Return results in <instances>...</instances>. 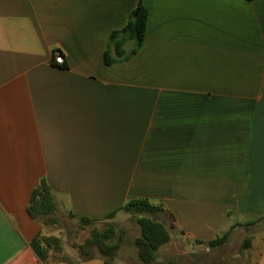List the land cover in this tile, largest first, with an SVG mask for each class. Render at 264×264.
I'll use <instances>...</instances> for the list:
<instances>
[{
    "label": "crops",
    "instance_id": "obj_1",
    "mask_svg": "<svg viewBox=\"0 0 264 264\" xmlns=\"http://www.w3.org/2000/svg\"><path fill=\"white\" fill-rule=\"evenodd\" d=\"M139 3L140 48L105 66ZM41 179L76 217L161 205L157 255L228 233L220 248L248 238L241 264H264V0H0V264H103L37 258Z\"/></svg>",
    "mask_w": 264,
    "mask_h": 264
},
{
    "label": "trees",
    "instance_id": "obj_2",
    "mask_svg": "<svg viewBox=\"0 0 264 264\" xmlns=\"http://www.w3.org/2000/svg\"><path fill=\"white\" fill-rule=\"evenodd\" d=\"M252 1V0H245ZM138 10L137 15L133 14ZM147 11L139 3L131 14L126 25L110 34L109 42L102 60L105 66H111L122 62L133 56L140 48L145 35ZM129 44V50L126 46ZM125 214L130 215L131 219L139 228V235L133 240L132 246L135 250L136 260L140 264H175L168 260H159L158 250L171 241L170 225L165 222L167 213L159 204L151 203L147 199H133L127 201L120 209ZM26 213L36 224L43 228H60V216L67 220L75 221L74 230H67L68 236L73 232L88 230V236L81 244L72 243L71 247L77 252L78 261H89L100 258L103 264H116L119 249L125 241V231L116 230L112 219L115 213L109 214L104 220H91L84 217H76L71 212L61 211L59 204L55 200L50 186L44 179H41L37 186L32 190ZM259 220L248 225L258 223ZM101 224L98 229L96 225ZM228 239V233L217 236L210 242H195L205 244L208 249L222 247ZM250 240L246 238L241 245V252L249 247ZM29 246L41 262L48 259L52 261L72 263L61 255V240L55 236L39 234L29 242Z\"/></svg>",
    "mask_w": 264,
    "mask_h": 264
},
{
    "label": "rangeland",
    "instance_id": "obj_3",
    "mask_svg": "<svg viewBox=\"0 0 264 264\" xmlns=\"http://www.w3.org/2000/svg\"><path fill=\"white\" fill-rule=\"evenodd\" d=\"M61 226L60 228L49 227L44 228V235L55 236L61 240L62 252L61 255L66 257L69 260L77 258V252L71 247L72 243L81 244L83 240L88 236V230L73 232L71 236H68L67 230H74L75 221L67 220L64 217L60 216ZM112 222L115 224L116 230H124L125 241L122 247L119 249L116 264H130V262H137L135 256V250L132 246L133 240L139 235V228L131 219L130 215L126 214V219L119 220L113 218ZM259 225H264V220L258 223ZM98 229L101 228V224L96 225ZM234 242L224 248H213L210 249V253H196L195 255L190 254V249L187 248V251L184 252V249L177 248L175 251H167L161 249L162 251L158 253V259L168 260L173 263H178V258H192L195 262L209 261L210 264H241L243 258L239 253L241 252V246L239 243L242 242V238H237L233 240ZM164 258H159V257ZM138 263V262H137ZM140 264V263H139Z\"/></svg>",
    "mask_w": 264,
    "mask_h": 264
},
{
    "label": "built area",
    "instance_id": "obj_4",
    "mask_svg": "<svg viewBox=\"0 0 264 264\" xmlns=\"http://www.w3.org/2000/svg\"><path fill=\"white\" fill-rule=\"evenodd\" d=\"M55 62H56V64H62L63 63L62 58L60 56L55 58Z\"/></svg>",
    "mask_w": 264,
    "mask_h": 264
},
{
    "label": "water",
    "instance_id": "obj_5",
    "mask_svg": "<svg viewBox=\"0 0 264 264\" xmlns=\"http://www.w3.org/2000/svg\"><path fill=\"white\" fill-rule=\"evenodd\" d=\"M138 13V10L135 11V13L133 14V16L135 17Z\"/></svg>",
    "mask_w": 264,
    "mask_h": 264
}]
</instances>
